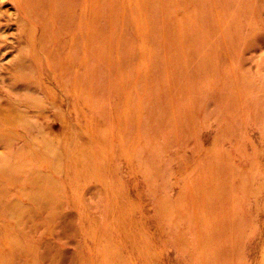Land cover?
<instances>
[{
  "label": "rangeland",
  "instance_id": "rangeland-1",
  "mask_svg": "<svg viewBox=\"0 0 264 264\" xmlns=\"http://www.w3.org/2000/svg\"><path fill=\"white\" fill-rule=\"evenodd\" d=\"M79 2L75 78L0 0V264H264V0Z\"/></svg>",
  "mask_w": 264,
  "mask_h": 264
},
{
  "label": "bare ground",
  "instance_id": "bare-ground-1",
  "mask_svg": "<svg viewBox=\"0 0 264 264\" xmlns=\"http://www.w3.org/2000/svg\"><path fill=\"white\" fill-rule=\"evenodd\" d=\"M25 4L21 7L22 10L28 9V10H34L38 12V17L42 18L43 21L41 24V41L43 44H48L50 37L49 34L57 38V45L56 48H59V52L50 51L47 48H45L42 44L39 45L36 43V49H34V59L36 61H40V57L44 56L46 59H49L50 57V67L52 66V63L54 64L55 73L58 75L59 73L63 72L65 75H74L73 77H79V73L72 72L71 68L72 65H74V61H77L78 64L83 63V59L76 58L78 55V49L72 48V45L78 44L79 40L81 39L83 33V18H84V12L79 11L80 2L79 0H24ZM94 5L93 2H90ZM92 7V6H91ZM54 8H58L59 11H54ZM88 15V14H87ZM92 16V17H91ZM94 13L88 18L90 19L91 23H94ZM58 19V22L56 21ZM59 20L62 22L61 26L59 24ZM92 24L90 25V32L93 36L94 30L92 29ZM54 26V28L52 27ZM94 40V39H93ZM35 45V44H34ZM79 48V46H77ZM83 58V56H82ZM52 60V61H51ZM52 62V63H51ZM58 62L59 65H55V63ZM77 75V76H76ZM33 179V178H32ZM29 180L31 183L33 181ZM12 181V180H7ZM18 180H15L17 182ZM1 187V186H0ZM9 193V192H8ZM6 199H3V197H0V217H3L5 215H10L12 213V203L10 193L9 195L6 194ZM32 197H30L31 199ZM36 206H38L39 210H43V213H46L43 215L44 222L50 221L52 211H55V206L53 205L52 201L49 202H40L35 200ZM18 221V226L21 223V219L18 218V216L15 217ZM14 218V219H15ZM17 226V225H16ZM25 229H17L18 235L20 239L25 240L26 239V233L24 231ZM6 243H11V239L9 237H4ZM50 248H47L45 246H41V248H38L37 252L35 253L39 260L43 262L44 264H52V258L50 257L51 254L49 252ZM22 254H20L21 256ZM15 264H27L26 257L22 255V257L15 256L14 258ZM38 262V261H37Z\"/></svg>",
  "mask_w": 264,
  "mask_h": 264
}]
</instances>
